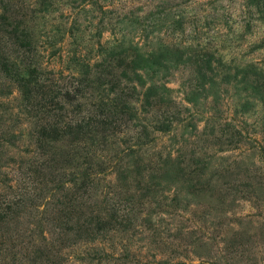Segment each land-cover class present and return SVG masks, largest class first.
Wrapping results in <instances>:
<instances>
[{"label": "rangeland", "instance_id": "obj_1", "mask_svg": "<svg viewBox=\"0 0 264 264\" xmlns=\"http://www.w3.org/2000/svg\"><path fill=\"white\" fill-rule=\"evenodd\" d=\"M0 264H264V0H0Z\"/></svg>", "mask_w": 264, "mask_h": 264}]
</instances>
